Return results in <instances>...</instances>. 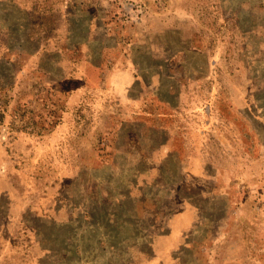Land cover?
I'll return each mask as SVG.
<instances>
[{"label":"rangeland","instance_id":"1","mask_svg":"<svg viewBox=\"0 0 264 264\" xmlns=\"http://www.w3.org/2000/svg\"><path fill=\"white\" fill-rule=\"evenodd\" d=\"M0 264H264V0H0Z\"/></svg>","mask_w":264,"mask_h":264}]
</instances>
